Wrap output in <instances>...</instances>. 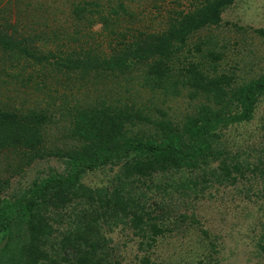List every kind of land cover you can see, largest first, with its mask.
Wrapping results in <instances>:
<instances>
[{"label": "trees", "instance_id": "1", "mask_svg": "<svg viewBox=\"0 0 264 264\" xmlns=\"http://www.w3.org/2000/svg\"><path fill=\"white\" fill-rule=\"evenodd\" d=\"M67 2L71 25L99 21L105 34L83 30L78 37L60 24L50 33L25 34L24 20L13 21L4 7L0 12V264H127L108 236L112 226L133 229L143 238L138 248L147 251L159 236L199 224L193 209L189 216L170 206L193 208L212 187L236 184L258 169L232 153L222 135L253 119L264 96V71L239 79L241 60L225 71L226 56L215 48L210 68L183 63L180 54L197 32L221 25L236 0H199L153 31L141 28L143 18L124 0ZM124 15L131 18L127 24ZM208 38L187 52H202ZM49 41L59 42L55 50L45 49ZM72 84L93 90L77 99ZM182 87L191 109L180 122L155 118L153 109L167 115L153 104L155 93L178 95ZM64 88L71 91L62 94ZM142 89L153 96L142 97ZM143 125L154 129L145 132ZM51 157L63 163L61 170H38L26 187L9 191L13 176ZM105 168L116 170L107 183L84 181ZM261 239L264 252V232ZM219 251L209 240L185 264H219ZM152 255L143 254L140 264H159ZM162 264L183 263L170 258Z\"/></svg>", "mask_w": 264, "mask_h": 264}, {"label": "rangeland", "instance_id": "2", "mask_svg": "<svg viewBox=\"0 0 264 264\" xmlns=\"http://www.w3.org/2000/svg\"><path fill=\"white\" fill-rule=\"evenodd\" d=\"M67 1L0 0V12L4 7L6 13L11 14L13 21L20 22L21 20L23 22L24 20L23 23L27 26L23 31L25 34L42 33L43 30L50 33L49 30L57 24L64 26L68 29L67 32L71 31V34L78 37H81L83 30L91 31L93 35L97 34V37H99V33L105 34L103 25L99 21L92 26L86 24L83 28L81 24L71 25ZM102 1L105 4L109 1L117 3L119 0ZM197 1L199 0H124L129 10L136 11V14L143 18V23L140 26L147 31L164 29L168 16L174 14L175 10L192 8L193 3L195 4ZM19 9H22L23 12H18ZM222 16L221 25L199 31L191 38V45H188L184 52L180 53L183 59L181 60L183 63L191 60L200 61L210 68L214 60L209 55V50L215 48L226 56L225 59H221L223 70L230 71L234 61L241 60L240 66L236 70L239 79L258 76L264 71V35L258 32V29L264 30V0H236L234 4L226 7ZM129 19H131L129 16L124 15V24H127ZM45 22L49 24L48 30L44 28ZM205 38L210 39V42L209 44L203 43L204 45L200 43L203 47L202 52H192V54L187 52L188 47ZM244 40L246 42L242 43ZM91 41L94 40H83L81 43L85 44ZM233 41H237L234 46L232 45ZM41 42L38 43L41 44ZM58 43L49 41L45 49L49 46L55 50ZM104 47L106 48L105 44ZM242 59H245L246 62H243ZM2 62L3 60L0 62V66ZM72 87L75 97L82 100H85V95L93 90L92 87L89 90H81L79 84H72ZM181 90L182 94L173 95L170 93L167 96L164 93H155L153 96L154 93L143 89L140 92L144 98L153 96V104L167 113V115H161L153 109L155 118L169 117L175 122H180L185 112L191 109L188 89L182 87ZM65 91L69 93L71 89L64 88L61 93L63 94ZM143 128L145 132L154 129L147 125H143ZM222 136L232 153H240V156L250 161L253 166L258 165L257 172H248L247 176L240 178L236 184L212 187L205 196L207 199L195 203V208H187L186 204L170 206L171 209L176 208L174 214H177L176 211L179 213L186 211L191 216L194 211L199 224L195 223V226H190L188 223L189 230L183 234L172 232L159 236L158 242L147 251H141L138 248V243L143 238L134 235L133 229L123 224L112 226L108 236L112 238L113 245H118L122 249L121 258L124 257V263L140 264L143 254L152 253V259L159 264L166 263V260L170 258H179L185 264L186 261L189 262L206 249L209 240H214L220 250L217 255L221 258L219 264H264V252L258 246L259 242L263 243L261 236L264 232V190L262 191L264 172H261V169L264 168V96L261 97L252 120L224 128ZM62 165V162L53 157L37 161L28 171L23 174L17 173L11 178L13 184L9 191L18 192L23 186L26 187L38 170H43V173L47 174L51 170H61ZM115 172L116 170H108V168L97 170L86 175L84 181L92 185H101L112 179ZM3 174L7 175V170ZM202 230H207L209 237H205ZM204 239L205 244L201 242Z\"/></svg>", "mask_w": 264, "mask_h": 264}]
</instances>
